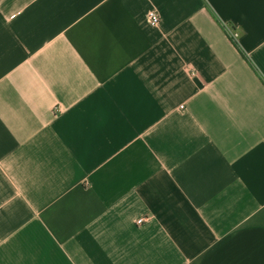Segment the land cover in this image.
<instances>
[{
    "label": "crops",
    "instance_id": "0c3cea01",
    "mask_svg": "<svg viewBox=\"0 0 264 264\" xmlns=\"http://www.w3.org/2000/svg\"><path fill=\"white\" fill-rule=\"evenodd\" d=\"M0 264H264V0H0Z\"/></svg>",
    "mask_w": 264,
    "mask_h": 264
},
{
    "label": "built area",
    "instance_id": "2783aa9c",
    "mask_svg": "<svg viewBox=\"0 0 264 264\" xmlns=\"http://www.w3.org/2000/svg\"><path fill=\"white\" fill-rule=\"evenodd\" d=\"M147 17H148L149 23L154 27H157L161 22L160 15L157 11H154V10L149 11ZM194 74L195 73L193 71H191V75H194ZM147 219H148V217L144 216V217H141L140 219H138L137 222L139 224H141V223L145 222Z\"/></svg>",
    "mask_w": 264,
    "mask_h": 264
}]
</instances>
